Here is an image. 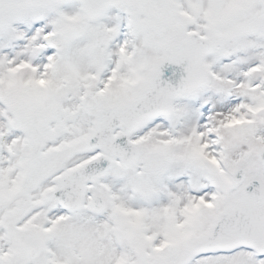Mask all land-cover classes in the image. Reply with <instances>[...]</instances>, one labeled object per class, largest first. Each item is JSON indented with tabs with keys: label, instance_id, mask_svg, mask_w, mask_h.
I'll list each match as a JSON object with an SVG mask.
<instances>
[{
	"label": "snow or ice",
	"instance_id": "1",
	"mask_svg": "<svg viewBox=\"0 0 264 264\" xmlns=\"http://www.w3.org/2000/svg\"><path fill=\"white\" fill-rule=\"evenodd\" d=\"M0 264H264V0H0Z\"/></svg>",
	"mask_w": 264,
	"mask_h": 264
}]
</instances>
